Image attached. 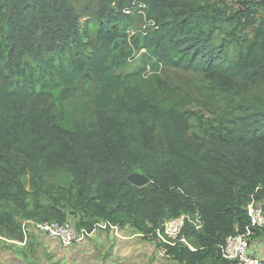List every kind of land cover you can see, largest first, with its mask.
<instances>
[{
  "label": "trees",
  "instance_id": "obj_1",
  "mask_svg": "<svg viewBox=\"0 0 264 264\" xmlns=\"http://www.w3.org/2000/svg\"><path fill=\"white\" fill-rule=\"evenodd\" d=\"M97 1L82 27L70 0H0V235L23 239V218L73 217L153 237L198 212L202 228L180 235L193 250L160 246L180 264H225L220 246L264 200V101L235 97L264 87V0ZM134 19L146 25L130 33ZM161 68L199 74L207 90L180 91ZM219 97L230 110L210 108ZM199 112L217 122L211 139L194 130ZM57 171L67 184L49 182Z\"/></svg>",
  "mask_w": 264,
  "mask_h": 264
},
{
  "label": "crops",
  "instance_id": "obj_2",
  "mask_svg": "<svg viewBox=\"0 0 264 264\" xmlns=\"http://www.w3.org/2000/svg\"><path fill=\"white\" fill-rule=\"evenodd\" d=\"M256 204L263 208L264 200ZM158 249L152 237L129 224L98 228L72 246L29 230L21 240L0 235V264H180L169 255L160 256ZM249 252L264 258V235L251 241Z\"/></svg>",
  "mask_w": 264,
  "mask_h": 264
},
{
  "label": "built area",
  "instance_id": "obj_3",
  "mask_svg": "<svg viewBox=\"0 0 264 264\" xmlns=\"http://www.w3.org/2000/svg\"><path fill=\"white\" fill-rule=\"evenodd\" d=\"M256 203L252 200L245 207L248 224L243 231L228 235L220 246V255L225 264H264L263 257L249 252L255 231L264 227V209ZM77 220V218L73 217H67L63 222L23 218L20 223L24 239L28 235L29 230H32L36 233H43L49 238L59 241L64 246H72L84 242L98 228L106 230L116 227V225L100 220L94 223L92 229L89 230L84 226H77ZM186 223L190 224L194 230H200L203 224L198 212L182 213L176 217L164 220L160 227L152 231V238L159 247L158 254L160 256H168L160 244L174 245L176 242H183L193 250V247L183 237H180Z\"/></svg>",
  "mask_w": 264,
  "mask_h": 264
},
{
  "label": "rangeland",
  "instance_id": "obj_4",
  "mask_svg": "<svg viewBox=\"0 0 264 264\" xmlns=\"http://www.w3.org/2000/svg\"><path fill=\"white\" fill-rule=\"evenodd\" d=\"M70 2L75 6L79 16H80V23L83 27L84 22L86 20L93 21L96 19V14L98 11V1L97 0H70ZM134 11V10H133ZM130 10V15L134 12ZM128 12V10H125ZM261 12V9L259 10ZM146 25L145 20L134 19L133 24L128 28L130 33L134 31H138L143 29ZM233 46V45H232ZM138 55H133L125 67V71H131L136 66H138ZM146 73L143 77L148 76V68L146 67ZM157 74L166 81V83L180 91L188 90V91H198L207 90V88L202 87L204 81L202 80L199 74H195L192 72H185L175 68H161L157 72ZM199 92V91H198ZM259 95L261 99L264 101V87L260 85H248L246 86L243 91L235 94L237 99H245L251 100L253 95ZM224 99L217 98L212 106L210 107L212 110L220 111V110H230L231 106L225 103ZM69 107L74 108L76 111L80 110V103L71 102L68 104ZM209 115L203 112H199L196 116L192 117L191 122L193 123L195 132L202 138L211 139V136L218 133V125L217 122L214 121ZM49 182L54 185H65L68 182V176L63 174L60 171L54 172L52 177L49 178ZM264 208V207H263ZM264 235V234H262ZM261 235V236H262ZM254 240V239H252Z\"/></svg>",
  "mask_w": 264,
  "mask_h": 264
},
{
  "label": "water",
  "instance_id": "obj_5",
  "mask_svg": "<svg viewBox=\"0 0 264 264\" xmlns=\"http://www.w3.org/2000/svg\"><path fill=\"white\" fill-rule=\"evenodd\" d=\"M130 180L132 183H134L135 185H138V186L144 185L148 182L147 177H145L142 174H138V173L135 175H132L130 177Z\"/></svg>",
  "mask_w": 264,
  "mask_h": 264
}]
</instances>
